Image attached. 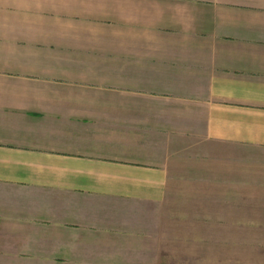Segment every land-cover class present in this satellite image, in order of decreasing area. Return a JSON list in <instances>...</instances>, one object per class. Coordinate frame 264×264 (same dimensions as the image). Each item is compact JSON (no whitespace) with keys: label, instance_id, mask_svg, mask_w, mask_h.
I'll return each mask as SVG.
<instances>
[{"label":"crops","instance_id":"0c3cea01","mask_svg":"<svg viewBox=\"0 0 264 264\" xmlns=\"http://www.w3.org/2000/svg\"><path fill=\"white\" fill-rule=\"evenodd\" d=\"M251 151L264 0H0V264H264L167 219L177 169Z\"/></svg>","mask_w":264,"mask_h":264},{"label":"rangeland","instance_id":"374dc122","mask_svg":"<svg viewBox=\"0 0 264 264\" xmlns=\"http://www.w3.org/2000/svg\"><path fill=\"white\" fill-rule=\"evenodd\" d=\"M240 156L246 161H240ZM262 156L252 151L217 153L215 169L209 168L212 171L203 175H183L177 169L179 175L171 179L167 219H176L184 229L195 225L200 232L212 231L216 237L223 233L233 238L239 232L246 239L247 249L264 248ZM201 221L205 223L199 224Z\"/></svg>","mask_w":264,"mask_h":264}]
</instances>
